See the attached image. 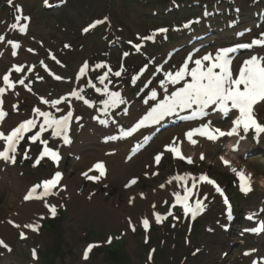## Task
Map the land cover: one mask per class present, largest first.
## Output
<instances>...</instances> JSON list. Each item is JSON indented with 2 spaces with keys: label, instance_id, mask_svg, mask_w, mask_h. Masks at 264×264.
Here are the masks:
<instances>
[{
  "label": "rangeland",
  "instance_id": "1",
  "mask_svg": "<svg viewBox=\"0 0 264 264\" xmlns=\"http://www.w3.org/2000/svg\"><path fill=\"white\" fill-rule=\"evenodd\" d=\"M43 1L19 0V3L13 1L14 5L22 7L24 14H18L16 8L9 5L7 0H0V35L5 36V40L0 41V57L2 56L0 75L4 71H9L13 63L21 65L24 71L21 73L13 71L11 79L15 82L23 78L25 85L28 86L17 83L14 89H8L7 99L10 103L7 102V116L18 115L16 120H21L29 116L36 107L55 108L51 103L43 104L41 97L51 101L72 91L81 92L85 99L93 103V106H87L83 100L75 97L76 101L71 102L67 99L66 104L58 108L63 110L67 103L72 104L75 115L80 117L74 123L72 137L73 146L77 147L80 138L87 133L85 147L80 145L78 148L81 157L99 151L94 157L99 158V153L104 152L110 159L111 169L107 183L101 181L84 184L85 179L79 178L80 185L75 177L76 174H70L67 181L73 187L72 192L69 185L65 186L66 189L59 193L61 196L58 201H48L49 204L57 207L55 217L45 207L44 201L22 206L21 197L25 186L32 182H39L50 173L49 164L46 161L33 166L38 142H29L25 137V140L21 142L22 153L24 149H29L30 153L34 151V155L29 153L30 158L24 159L19 153L18 162L15 164H0V175L3 173V178L0 179V204H2L0 218L4 220L7 216L9 220L10 215L18 217L19 211L16 214L13 210L19 209L22 215L26 216L23 215L22 220L35 219L32 224L38 225L39 228L38 231L29 229L28 232H24L23 239L17 238L16 228L7 229L5 235L0 232V237L12 247V251L8 252L0 246V264H29L32 262L29 252L32 247L37 248L39 253V259L34 264H249L250 258L243 253L247 247L254 246L257 237L238 235L237 233H240L237 228L238 219V222L233 224L235 230L228 236L230 242L228 239L229 243H220L218 238L221 237L219 225L222 217L218 199L212 200L208 196L205 201L207 207L194 224L184 215L183 210L173 212L179 219L168 216L162 223H156L153 213L166 214L171 205L168 202L171 200V195L173 192L182 190L176 181L167 183L165 188L160 187L161 183L170 179L173 173L186 171L187 165L182 161L170 159L168 153L164 154V158L158 165L152 161L154 159L152 154L161 151L160 143L152 146V154L146 155L142 151L138 157L134 155L124 160L122 156L124 161H121L122 159L116 157L117 153L114 152L122 150L123 143L126 141L106 139L118 135L121 133L120 130L131 124L136 117L142 116L144 114L142 112L146 108L149 109L155 101L151 99L150 94L156 87V83L161 80L167 82L165 74L175 67L179 69L184 55L191 47L178 44L189 38L187 35L177 33L180 22L199 13L203 6H211L209 9L211 12L216 8L223 10L226 0H49L48 4H61L60 7L50 10L44 8ZM233 1L238 4L239 0ZM240 1L249 15L253 11L258 12L264 8V0ZM193 5L196 6L192 8ZM17 15L30 17V22L23 19L17 22L14 19ZM105 17H107L106 20ZM248 17L244 16L241 20L236 15L229 17L223 12L215 17L213 14L196 25L193 32L186 34L200 35L207 26L217 30L223 29L219 34H209L210 32L207 31L205 33L211 38L218 39L217 43L213 44V48H219L226 43V39L234 41L233 38L228 37H233L244 29H249V35L256 31L264 32V20L259 21L260 26H258L257 18L251 21ZM97 20L104 22L85 34L81 33L83 25ZM239 22L242 23L241 26L236 25ZM13 23H27L28 32L21 33L18 27L13 29L11 27ZM230 24H234V27L226 28ZM8 27H10L9 32ZM159 29H167V31L160 32ZM149 36L154 38L145 39ZM8 40L21 44L19 57L13 61L10 60ZM139 40H150L155 43L147 42L146 47L138 50L129 44V42L135 44ZM244 40L249 42V36ZM175 49L177 50L174 56L166 62V55L169 56ZM141 51L144 55H141ZM125 52L128 55L125 56ZM52 56L56 59L53 60ZM85 62L89 67L81 76L80 69H77L81 68ZM150 62L154 64L151 65ZM100 63H103L105 67L96 68L95 65ZM162 63V70L157 72L155 67ZM109 66L112 71L101 84L98 77L107 72ZM29 67L33 69L31 72L27 71ZM116 71L121 72L119 77L114 75ZM56 76L62 79L58 80ZM37 77L43 79H37ZM92 84L101 91L96 92ZM105 86L109 92H119L124 101L114 108L109 106L106 112L102 111L105 107L103 101L108 99V95L103 91ZM145 100H148V103H145ZM13 105L17 108H12ZM132 109L133 112H131ZM16 120H11V125ZM100 120H106L107 123L101 124ZM32 131L35 133L38 127ZM51 131L48 129L45 132L46 135H51ZM247 138L251 145L246 144L242 147L245 150L248 148L249 154L246 160L259 173L264 174V144H254L249 136ZM44 139L49 140V137ZM70 153L73 154V151ZM80 155L78 158L71 157L69 160L75 161L78 165ZM144 158H148L147 161H144ZM90 159L92 160V157ZM211 163V161H204L201 165L192 164L190 173L208 170L227 185L234 196L238 216L247 208H255L260 201L257 191L255 190L249 197L240 196L235 192L231 182L233 173L226 171L219 164L211 165ZM133 178H137V182L130 187H125ZM18 183L23 184L24 188L13 194ZM141 193L143 197L139 195ZM199 193L202 198L207 191L201 188ZM108 200H110L109 204H107ZM153 205H155L154 208ZM144 218H148L150 222L147 230L142 224ZM43 221L50 222L51 227L42 229ZM244 224L242 222L241 226ZM23 226L22 224V230H24ZM192 226L194 227L189 232ZM42 227L47 228L44 224ZM139 230L140 232H137ZM112 234L115 238L119 236L120 239L122 238L123 246L122 241L114 239ZM110 237L114 239V246H122L121 253L118 252L119 256L115 258L110 256L107 250ZM187 237L191 239L189 244H186ZM88 243H93L96 247L92 248L88 258L85 259L83 250ZM192 248H195L197 252H192ZM225 250L229 252L222 258L221 252ZM150 255L151 259H149ZM218 258L219 261H217Z\"/></svg>",
  "mask_w": 264,
  "mask_h": 264
},
{
  "label": "snow or ice",
  "instance_id": "2",
  "mask_svg": "<svg viewBox=\"0 0 264 264\" xmlns=\"http://www.w3.org/2000/svg\"><path fill=\"white\" fill-rule=\"evenodd\" d=\"M9 5H12L18 12H22V8L19 5H14L13 0H7ZM44 3L47 5L48 0H44ZM17 22L21 19L29 21L30 17L17 15L14 18ZM107 17H105V20ZM102 20H97L93 24L89 25L88 28H85L84 31H89L90 28H94L96 25L103 23ZM188 25H185L187 27ZM13 29L19 28L21 33H24L28 29V24H19L13 23L11 25ZM160 32H166L167 29H159ZM153 36L145 37V39H153ZM5 36L0 35V41H4ZM7 43L12 45V47L19 48L20 45L16 41L8 40ZM253 45H264V40L254 39L250 44L240 45V47L251 48ZM65 47H69V45H65ZM139 49V45L136 46ZM29 51H33L29 49ZM237 48L233 47H225L220 48L215 51V54L207 53L200 58L192 60V57L189 56L186 58L185 62L179 67L175 72H167L166 77L167 80L171 84H179L181 81H185L182 87L177 88L175 91L171 92L170 95H166L163 100H161L158 104L151 107L150 110L144 115L135 125L132 126L129 130H125L121 132L122 137L131 136L134 132H136L141 127H144L146 124H155L159 121L163 120L165 116H169L173 113H177L178 111H182L185 109H193L195 106V110L191 113V117H185L186 119H191L197 116L207 115L205 112L206 109H209L212 106L213 110L228 114L233 110H238V116L232 121V128L225 132L220 128H212L210 123L202 124L198 128H193L185 133V137L188 142L191 144H196L197 141L193 139L195 135L205 136L209 140H216L219 137L223 136H232L237 134L241 129L243 132H248L250 129H254L256 133H264V124H261L256 119L259 110H264V57H258L256 55L250 56V58L243 60L242 64L238 67V72L234 74L233 71V58L230 54L235 53ZM12 55H16V52L13 51ZM125 56L128 53L124 54ZM52 59L55 60V56H52ZM194 63V67H189V62ZM207 62V63H205ZM43 65V61H41ZM46 67V66H45ZM89 65L85 62L80 70L79 75H84L87 71ZM96 68H103L105 65L103 63L95 65ZM147 67V66H145ZM33 69L29 67L27 71L31 72ZM21 73L24 71V68L21 65H13L12 68L0 77L2 83L6 85V87H0V125H3L5 117L8 113L3 108V94L8 89H14L16 84L25 85V80L23 78L17 79L15 82L11 79L12 72ZM112 69L109 66L108 71L105 72L102 76H99L98 79L101 84L104 83L105 79H107L109 72ZM143 71V70H142ZM115 76L119 77L121 75L120 71H116L114 73ZM186 77H190L189 80H186ZM56 79H62L60 76H56ZM37 79H43L42 77H37ZM91 84V81H89ZM161 86H164L165 81L161 80ZM96 92H100L101 89L97 88L94 84L91 85ZM31 90V89H29ZM103 91L108 95V99L104 100L103 103L105 105L102 111H107L109 106L116 107L118 104H122L124 101L122 100L119 92H109L107 86L104 87ZM68 96L76 97L77 99L83 100L84 103L89 104L90 102L84 98L81 92L72 91L67 94V96H62L59 99H54L49 101L48 99H44L41 97V101L43 104H49L53 107L61 104L62 101H67ZM151 99L155 100L157 96V92L153 90L150 94ZM145 103H148V100H145ZM17 106L13 105L15 109ZM255 109V110H254ZM58 112L63 111L60 108H57ZM35 113V117L23 120L17 126L11 128L10 131L0 130V141L3 142L2 148H0V160L9 161L11 163L16 162V153L18 151V146H20L21 141L25 140V134L32 131V129L38 127V131L35 134L27 137L32 143H39L43 146L39 155L35 158L34 165L38 166L42 159L45 157L49 158L55 165H59L60 161V153L58 149H54L49 147V141L47 139H41L42 133L46 132L48 129H51L52 137H62L64 144H70L71 138L69 136L70 132V124L73 119V112L71 110H67L65 114L60 116H55L53 113L48 111H42L41 108L36 107L33 109ZM37 117H43V122L37 125ZM76 120H79L80 117H75ZM101 124H106V120H100ZM118 137H107L106 139H117ZM147 139V138H146ZM28 149L23 150V158L29 159ZM165 151L172 153L174 156L179 157L181 160H185L188 164H192L193 160L190 156H184L180 150L179 144L176 138H173V141L169 145H165ZM164 156V152L158 153L154 157V162L158 165L162 157ZM201 160L204 159L203 154L200 157ZM222 162L225 165H229V161L221 157ZM97 170L99 175H89V172ZM234 173H236L237 177L240 180V190L245 194L252 190L251 188V174L245 175L243 170H237L235 167L231 169ZM107 169L105 163L103 161L96 162L92 168L88 171L82 173L85 179L98 181L102 177L106 175ZM156 174V173H154ZM62 180V173L60 171H56L50 179H45L37 184H34L24 196V199L32 200L39 199L43 200L45 207L48 208L50 214L55 217L57 214L56 205L49 204L45 199L48 196L58 195L60 190H64L65 186L60 184ZM175 180L178 186L183 188V195L179 191L174 192V202L172 206L169 208V211L166 214H160L154 212L156 223H162L163 219H167L168 216H173L174 219H179L176 217L172 211L176 205H181L183 208L184 215H188L191 213V217L194 219L196 215L200 212H203L207 207L205 201L208 199V193H204L203 197L200 198L199 193V185L201 183H207L214 187L216 193L223 197V203L228 206V214L227 218L229 220L232 219V210L229 204V200L227 196L224 194V190L220 187V185L214 180L208 177L207 174H201L199 177L193 176L192 173L186 172L183 174L177 173L173 177H171L167 183L171 184L172 181ZM191 180V186H188V181ZM180 181L184 183L180 185ZM137 182V178L131 179L125 187H130L131 185ZM59 188L57 191H53L54 188ZM161 188H164L165 185L161 184ZM42 191L38 192V189ZM195 190V191H194ZM143 197V193H141ZM190 197H196L194 204H190ZM132 202L131 200L129 201ZM167 203V201H165ZM155 205H153V208ZM264 211V209H262ZM255 213L249 214L248 219H253ZM43 218V217H41ZM12 223L14 227H21L18 224H15L14 221H9ZM143 227L145 230L149 229L150 222L148 218H144L142 220ZM24 228L32 229L33 231H38L39 226L34 224H26L23 226ZM135 228L133 227V231ZM246 231H251L254 233H259L264 231V221L260 222L258 227H254L251 229H246ZM21 238H25V233L22 231L20 233ZM111 238L109 239V242ZM0 246H3L5 249L9 248V245L5 243L4 240L0 239ZM96 247V245H88V247L84 251V258H88L89 252L92 248ZM154 251V250H153ZM256 249H252L244 254L250 255L255 252ZM35 250H33V255L35 256ZM151 255L149 259H151ZM252 264H264V257H260L258 259H254Z\"/></svg>",
  "mask_w": 264,
  "mask_h": 264
},
{
  "label": "bare ground",
  "instance_id": "3",
  "mask_svg": "<svg viewBox=\"0 0 264 264\" xmlns=\"http://www.w3.org/2000/svg\"><path fill=\"white\" fill-rule=\"evenodd\" d=\"M223 29H220V31H222ZM244 36V34L242 35V36H240V37H235V39H237V40H239L240 38H242ZM182 41H185L186 43H183ZM181 42H179L178 44H187V43H193V44H198V46L199 45H202V46H207V47H205V49L203 50V51H201V52H199V53H196L193 57H192V60L194 61L195 59H197V58H200L201 56H203V55H205V54H207V53H212V54H215V51H216V49H212V47H213V44L214 43H217V41H218V39H214V38H211V37H208V36H206V37H202V36H200L199 38H197L196 36H189V38H187V39H185V40H182ZM197 46V45H196ZM215 46V45H214ZM191 48H193V47H191ZM190 48V49H191ZM20 53V52H19ZM256 56H258V57H264V51H262L260 54H258V55H256ZM4 58V57H3ZM248 58H250V57H248ZM247 58V59H248ZM3 61H4V59H3ZM205 63H207V62H205ZM195 65H194V63L193 62H191L190 63V66L189 67H194ZM185 79H187V80H189L190 79V77H186ZM163 88H165V86L164 87H162L161 89H163ZM157 92V91H156ZM166 92H169L168 91V87H166L163 91H160V93H157V94H159V95H161V98H163V97H165L167 94H166ZM7 97V96H6ZM3 101H4V103H3V108H4V110H6V108H7V102H9L10 103V100L9 99H7L6 98V101H5V99H4V97H3ZM137 105H139V104H137ZM137 105H135V106H137ZM13 107V106H12ZM134 109V108H133ZM133 109H132V111L131 112H133ZM137 108H135V110H136ZM138 110H140L139 108H138ZM142 110V109H141ZM145 112H146V110H145ZM206 113H207V115H206V118L208 119V121H214V119L216 118V116L217 115H219V114H222V112H219V111H216V110H212L211 111V113L210 112H207V111H205ZM258 113H262V110H259L258 111ZM136 114V113H135ZM260 116V115H259ZM132 117V116H131ZM261 117V116H260ZM18 118V115H14V116H7V117H5V120H4V123H3V125H0V130H5V131H7L8 129H9V127L8 126H10V124H11V120H16ZM39 118H41V117H39ZM261 118H264V115H262V117ZM261 118H259L260 120H263V119H261ZM140 119H141V117H140ZM74 122V121H73ZM189 127V130H191V129H193L194 127H191V125H183L182 127H178V128H173L172 130H171V132H172V136L174 137V138H176L177 139V142L180 144V145H182L183 146V149L185 150V151H188V156H190L191 154H192V152L193 151H195L196 152V155H198V152H203V153H205V155H206V159H208V160H210L211 159V156H212V154L215 152V153H217L221 148H220V145L219 144H217V142H207V141H203V140H201V139H199L196 135L193 137V139H195L196 141H197V143L196 144H191L190 142H188L187 141V139H186V137H185V131H186V129ZM141 131H142V129L138 132L137 131V133L135 132V134H136V136H134V137H131V138H127V140H126V142L125 143H123V147H122V150L120 151V152H118V154H117V156L116 157H121L124 153H126L129 149L131 150V148H133L134 147V145L132 144V140L134 139V138H137L138 136H140L141 135ZM176 133V134H175ZM93 135V134H92ZM263 134L261 133V136H259V137H257L256 139L262 144L263 143V139H264V137L262 136ZM86 136H87V133L86 134H84L81 138H80V140H79V145L76 147V151L77 152H79V146L81 145L82 147H85V139H86ZM167 137V136H166ZM60 139H61V137H60ZM60 139H59V137H51V140H52V142L54 143V145L55 146H65L64 144H63V139H62V142H60ZM73 140H72V138H71V143L69 144V145H71L73 142H72ZM155 142H156V139H155ZM237 141H233V143H232V145L234 146V144L236 143ZM73 145H71V147H72ZM83 149V148H82ZM92 150V149H91ZM147 151H149L150 150V147H148L147 149H146ZM145 150V151H146ZM144 151V152H145ZM99 152V151H98ZM97 152V153H98ZM97 153H91V154H85V156L84 157H81V159H80V163H78V165H80L78 168H77V166L78 165H76V166H69V167H67V173H66V175L62 178V180L60 181V184L62 185L63 184V182L65 181V177L66 176H68V178L70 177V174H76L75 175V177H81L82 176V173H84V172H86V171H88L90 168H92V163L90 164V161H91V159L89 160V158L90 157H92V160L93 159H95L94 157H96L95 155L97 154ZM234 155H233V158H235V160L237 161L238 159H239V153H238V151H237V149H235V151H234ZM84 154V153H83ZM148 154V153H147ZM146 154V155H147ZM152 154V153H151ZM99 155L100 156H102V157H104V162H105V166H106V169H107V172H106V177L109 175V173H110V169H111V167H110V159H109V157L108 156H104L101 152L99 153ZM127 155V154H126ZM138 156H140V154L138 155ZM191 157V156H190ZM145 159V158H144ZM148 159V158H147ZM136 161V160H135ZM151 161V160H150ZM149 162V161H148ZM239 162V161H238ZM88 163L90 164V168L87 170L86 168V166H88ZM139 163V162H138ZM144 163V162H143ZM147 163V162H146ZM245 163V164H244ZM244 163H241V164H243L244 166H247L248 167V169H250V171L252 172V174H253V176H256V177H258L257 179H259L260 180V182L261 183H259V186L261 187L260 189L262 190V187H264V174H257V173H255V172H253V169H252V167L249 165V163H247V162H244ZM153 164V163H152ZM141 166V165H140ZM82 167V168H81ZM86 167V168H85ZM134 167V166H133ZM142 167H143V165H142ZM234 166H228V167H226L227 169H229V170H231L232 168H233ZM146 168H148L147 166H146ZM135 169V168H134ZM139 169H140V167H139ZM143 169V168H142ZM145 171V170H144ZM74 172V173H73ZM91 172H89V174H90ZM139 174V173H138ZM129 175V174H128ZM132 175V174H131ZM6 176V175H5ZM139 177V176H138ZM137 177V178H138ZM144 179V178H143ZM114 180V179H113ZM67 182V181H66ZM184 182L183 181H180V185H182ZM188 184H189V181H188ZM57 187H59V185L57 186ZM24 188V185L23 184H21V183H18V184H16V186H15V192L13 193V194H15L17 191H21V189H23ZM25 188H26V186H25ZM24 188V189H25ZM170 188V187H169ZM65 189H66V187H65ZM167 189V188H166ZM69 190V189H68ZM67 190V191H68ZM157 191V190H156ZM165 191V190H164ZM158 192V191H157ZM156 192V193H157ZM160 192V191H159ZM168 192V191H167ZM167 192H166V194H167ZM66 194V193H65ZM83 194V193H82ZM162 194V193H161ZM84 195H85V193H84ZM146 195H148V194H146ZM157 195V194H156ZM13 196V195H12ZM150 196V195H149ZM168 196H169V194H168ZM83 197V196H82ZM151 197V196H150ZM149 198V197H148ZM103 200V199H102ZM103 201H105V199L103 200ZM109 202H110V200H108L107 201V204H109ZM105 206H107V205H105ZM2 204H0V215H2ZM95 207V206H94ZM108 207V206H107ZM93 208V207H92ZM93 209H95V208H93ZM10 219L8 220V221H14L15 222V224H18V225H20L21 227H19L20 229H23L22 228V223H21V220L24 218L23 217V215H22V213H18V217H14V216H11L10 215V217H9ZM7 220H3V219H1L0 218V232L3 234V235H5L6 234V230L7 229H12V226L10 225V224H12V223H7ZM6 221V222H5ZM13 225V224H12ZM260 234H264V231L262 232V233H260ZM262 237H264V235L262 236ZM256 244L258 245V251H260V254H262V253H264V239L262 240V241H260L259 243L258 242H256ZM255 255H256V251L255 252H253V255L251 256L253 259H254V257H255ZM253 261V260H252Z\"/></svg>",
  "mask_w": 264,
  "mask_h": 264
},
{
  "label": "trees",
  "instance_id": "4",
  "mask_svg": "<svg viewBox=\"0 0 264 264\" xmlns=\"http://www.w3.org/2000/svg\"><path fill=\"white\" fill-rule=\"evenodd\" d=\"M108 253L110 256H113L114 258L118 255V247L117 246H110L107 248Z\"/></svg>",
  "mask_w": 264,
  "mask_h": 264
}]
</instances>
